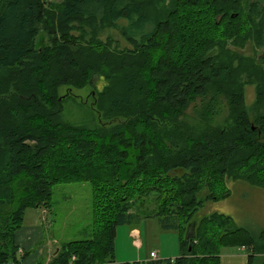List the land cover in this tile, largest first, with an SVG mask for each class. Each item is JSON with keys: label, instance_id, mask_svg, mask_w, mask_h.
I'll return each mask as SVG.
<instances>
[{"label": "trees", "instance_id": "trees-1", "mask_svg": "<svg viewBox=\"0 0 264 264\" xmlns=\"http://www.w3.org/2000/svg\"><path fill=\"white\" fill-rule=\"evenodd\" d=\"M41 32L49 44L38 47ZM260 49L259 1L0 0V264H23L15 237L28 209L50 211L56 186L83 183L86 239L56 244L50 264H118V228L149 218L180 233V256L124 264H222L225 246L264 264V229L198 218L230 197L229 184L264 191ZM97 80L93 107L106 125L64 122L61 88ZM145 199L156 207L141 213Z\"/></svg>", "mask_w": 264, "mask_h": 264}, {"label": "rangeland", "instance_id": "rangeland-1", "mask_svg": "<svg viewBox=\"0 0 264 264\" xmlns=\"http://www.w3.org/2000/svg\"><path fill=\"white\" fill-rule=\"evenodd\" d=\"M60 1L48 0V2L56 4ZM252 1H259L264 5L263 0ZM37 40L38 47L49 44V36L44 32L40 33ZM252 50L251 46H247L242 52L246 55H252ZM257 54L258 57H262L264 49L258 50ZM102 87L103 83L97 80L94 86H88L85 89L69 90L66 87L61 88L60 93L66 99L62 112L63 121L86 128L106 125V122L101 120L100 115L94 109L92 99L93 94L96 93L95 91H99ZM247 97L248 101L252 103L255 98L253 89L249 88L247 90ZM195 107L192 106L187 111V120L190 123L197 121L198 108ZM224 112L228 113L224 110L222 114ZM112 122L115 123L114 121ZM229 189L231 191L229 198L218 202H206L203 208L199 210L198 218L221 213L231 216L239 227H248L253 232L264 229V191L244 182L229 184ZM201 196L202 199H205L204 194H201ZM137 205L140 206L141 213L143 211H151L156 207V204L151 199L139 200ZM32 209L26 211L24 217L25 225L26 223L29 225L34 224L31 223L33 220L38 222V224H42V226L44 224L45 240L52 239L55 247L56 244L60 245L69 240L86 239L87 227L92 223L91 185L83 183L56 186L53 196V207L50 211L47 210L49 214L44 215L46 223H43L41 211L36 216L37 218H33L34 215L32 214L31 216V213H35V210ZM138 226L142 231L144 241L142 248L134 246L133 239L128 237L129 227L122 226L118 228L116 238L120 250V253L117 250L118 259L130 260L132 263L143 261L149 256L152 249H157L158 252L162 250L160 256H165L168 259L180 256L181 236L179 232L163 230L157 218L142 220ZM247 260L248 251L246 247L225 246L221 249L222 264H247Z\"/></svg>", "mask_w": 264, "mask_h": 264}, {"label": "crops", "instance_id": "crops-1", "mask_svg": "<svg viewBox=\"0 0 264 264\" xmlns=\"http://www.w3.org/2000/svg\"><path fill=\"white\" fill-rule=\"evenodd\" d=\"M33 209L35 210L34 211L35 213H31V216L33 214L34 215L33 218H37L36 216H38V213L41 211V214H43L41 216L43 219V223L44 222L46 223L47 221L44 220V215L49 214V212L45 208H33ZM31 223H34V224L29 225L28 223H26L25 225L24 223L22 228L19 231H17L16 237H15L16 244L18 245V248L20 249V253L22 252V254L23 253L27 254L26 258L23 260V264H50L51 260L53 259V256L55 255L57 251V249L55 248V243L54 241H52V239L48 241L45 240L46 238H45L44 224L42 226V224H38V222L34 220ZM128 232H129L128 237L133 239L134 246H136L137 248H142L144 246V241L142 238V231L140 227L139 226L135 228L129 227ZM117 234H118V230H117ZM117 250L120 253V250H119V247L116 241V261L118 264H124V263L131 262L130 260L125 261V260L118 259ZM152 252L157 253L158 259H168V258H165V256L163 257L160 256V253L162 252V250L158 252L157 249H152L150 250L149 256L145 260L139 261V262L143 263V262L152 260L151 258ZM169 259H176V258H169ZM133 263H136V262H133Z\"/></svg>", "mask_w": 264, "mask_h": 264}, {"label": "built area", "instance_id": "built-area-1", "mask_svg": "<svg viewBox=\"0 0 264 264\" xmlns=\"http://www.w3.org/2000/svg\"><path fill=\"white\" fill-rule=\"evenodd\" d=\"M151 258H152V259H158V255H157V253H156V252H152V253H151ZM74 260H75V257L73 258L72 261H74Z\"/></svg>", "mask_w": 264, "mask_h": 264}, {"label": "water", "instance_id": "water-1", "mask_svg": "<svg viewBox=\"0 0 264 264\" xmlns=\"http://www.w3.org/2000/svg\"><path fill=\"white\" fill-rule=\"evenodd\" d=\"M189 235V234H188Z\"/></svg>", "mask_w": 264, "mask_h": 264}]
</instances>
